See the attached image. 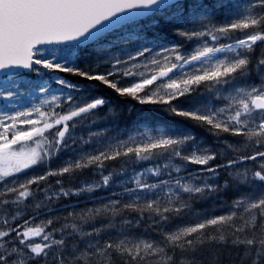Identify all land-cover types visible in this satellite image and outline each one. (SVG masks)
I'll use <instances>...</instances> for the list:
<instances>
[{
    "label": "snow or ice",
    "instance_id": "1",
    "mask_svg": "<svg viewBox=\"0 0 264 264\" xmlns=\"http://www.w3.org/2000/svg\"><path fill=\"white\" fill-rule=\"evenodd\" d=\"M0 264H264V0H0Z\"/></svg>",
    "mask_w": 264,
    "mask_h": 264
}]
</instances>
